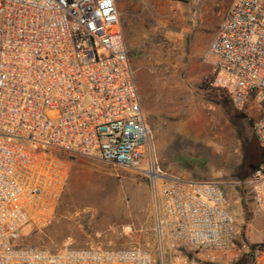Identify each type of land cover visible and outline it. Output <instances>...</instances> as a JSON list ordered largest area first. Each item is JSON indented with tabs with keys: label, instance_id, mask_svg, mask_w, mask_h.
Wrapping results in <instances>:
<instances>
[{
	"label": "built area",
	"instance_id": "obj_1",
	"mask_svg": "<svg viewBox=\"0 0 264 264\" xmlns=\"http://www.w3.org/2000/svg\"><path fill=\"white\" fill-rule=\"evenodd\" d=\"M0 264L231 262L237 235L223 184L161 168L120 29L116 0H0ZM208 85L256 107L264 143V0H232L207 49ZM143 174L155 254L141 247L20 246L48 224L75 158ZM264 215V162L245 182Z\"/></svg>",
	"mask_w": 264,
	"mask_h": 264
},
{
	"label": "rangeland",
	"instance_id": "obj_2",
	"mask_svg": "<svg viewBox=\"0 0 264 264\" xmlns=\"http://www.w3.org/2000/svg\"><path fill=\"white\" fill-rule=\"evenodd\" d=\"M117 1L123 4L120 29L161 168L223 184L237 235L226 258L231 262L217 264H264V253L243 256L240 232L255 217L264 218L245 184L264 162V143L255 138L249 114L207 86L208 45L232 0ZM155 218L143 174L78 157L69 163L50 222L38 229L26 224L17 243L50 251L66 245L136 246L155 254Z\"/></svg>",
	"mask_w": 264,
	"mask_h": 264
},
{
	"label": "crops",
	"instance_id": "obj_3",
	"mask_svg": "<svg viewBox=\"0 0 264 264\" xmlns=\"http://www.w3.org/2000/svg\"><path fill=\"white\" fill-rule=\"evenodd\" d=\"M116 4H117L118 11L122 9L123 4H121L120 1L116 0ZM119 16H120V11H119ZM247 113L249 114V117L252 121L255 118H257V116L259 115L257 108L253 106L249 108ZM169 172L174 173L184 178H190L189 176H187L185 173H183L180 170L169 171ZM243 238L249 242L263 241L264 240V218L257 216L254 219H252L249 223H247L245 226V229L243 230ZM82 247H85V246H82ZM243 248L245 249L244 242H243Z\"/></svg>",
	"mask_w": 264,
	"mask_h": 264
},
{
	"label": "trees",
	"instance_id": "obj_4",
	"mask_svg": "<svg viewBox=\"0 0 264 264\" xmlns=\"http://www.w3.org/2000/svg\"><path fill=\"white\" fill-rule=\"evenodd\" d=\"M209 87V85H207ZM251 124H252V120H251ZM73 160V159H72ZM241 235L243 237V229L240 231ZM244 242V254L243 256L249 257L250 259H253L254 253H264V240L261 242H249L245 239H243ZM208 263L211 264H217L215 263L213 260L210 261V258H206Z\"/></svg>",
	"mask_w": 264,
	"mask_h": 264
}]
</instances>
